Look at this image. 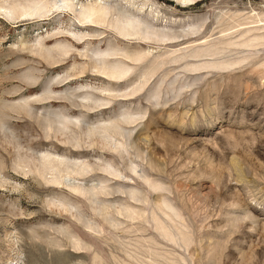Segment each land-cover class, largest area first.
<instances>
[{
    "label": "rangeland",
    "instance_id": "obj_1",
    "mask_svg": "<svg viewBox=\"0 0 264 264\" xmlns=\"http://www.w3.org/2000/svg\"><path fill=\"white\" fill-rule=\"evenodd\" d=\"M26 1L0 0V264H264V0H144L157 29L201 26L168 43L16 23ZM87 127L119 145L65 142Z\"/></svg>",
    "mask_w": 264,
    "mask_h": 264
},
{
    "label": "bare ground",
    "instance_id": "obj_2",
    "mask_svg": "<svg viewBox=\"0 0 264 264\" xmlns=\"http://www.w3.org/2000/svg\"><path fill=\"white\" fill-rule=\"evenodd\" d=\"M82 1L84 0H27L25 3H22L20 7L17 6L19 8H22L23 11L21 14L14 17V19L17 20L16 23H19L20 21L22 22V25H25L26 24L25 22L30 21V20L33 23H41V21L46 20L49 16H52L55 14H58V15L66 14L68 16L73 15L74 18L78 21V26L80 27L87 28V27H90V24L97 25L101 23L106 24V22H108L109 26L116 29L119 32V34H122L130 38L137 37L144 41L152 40L157 43L175 42L176 40L178 41V39H181V38L184 39V38L190 37L193 34L198 33V29L201 27L199 26L198 29L195 28L191 32H187V30L186 31L184 30L181 32L179 30H177L178 32H176L175 30L174 32H170V31H166L165 27L163 29H157L156 25H154L148 19L146 20L144 18H141L139 15V13H143L144 10L143 8L137 9L136 6L138 7L145 6L147 2L144 0L141 1L142 4L140 3V0H121L120 2L116 1V3H108V4L105 3L101 5L98 4V5H93V6H86L80 9V7H82V3H81ZM183 1L185 2V5L188 4V6H190L192 4L197 5L199 1L201 0H183ZM13 6L14 5L11 4L9 5V8H8L5 5H0V18H1L2 12H8L11 8H13ZM132 6L134 7L133 9H132ZM135 8L139 12L138 14L136 13ZM94 17H96L97 19L94 20L93 19ZM107 19H109L110 21H108ZM154 23H156V21ZM186 29L188 28L186 27ZM121 77H122V74H119L113 77V79L118 80ZM64 80L65 79L61 80L60 82H64ZM84 100L90 101L92 99L91 97H85ZM92 102L93 103L90 104L89 106H84L83 104L78 105V106L85 108L88 111L96 110L98 108L105 106L101 104L100 103L101 101L97 99L93 100ZM66 119L68 118H66L65 116L61 117L60 119L59 118L58 119L47 118V121H48L47 127H49V129L51 130L59 132L60 130H58V128L54 126L55 125L59 126L61 124V125H64L65 130H68L69 127H67L65 124ZM123 131L124 130L122 128L117 129L119 137L125 138L126 133L124 134ZM65 142L75 147L78 145H81L82 143H85L88 145V148H91V147L101 148V149L107 148V150H112L114 148L113 146L119 145V142L114 143L113 141H111L110 136H106L105 138L99 139L97 131L93 127L83 128L81 132L79 133L75 132V134L71 135V137L67 135ZM127 142L128 140H126V143ZM141 143L144 144V142H141ZM31 158L33 159V155ZM36 158L39 163H42V160L40 158L38 157ZM35 160L36 159L32 160L33 164L36 167H38V165L35 163ZM128 160L130 161V159ZM66 162L67 163L63 165L64 166L63 170L70 172L74 175L86 176L92 171L93 172L94 171L107 172L106 165H104L103 163H95V162L92 163L93 161H91L88 164L86 163L78 164L77 162L75 163L73 160L69 158L67 159ZM41 165L42 164H40L39 166ZM100 191L105 195H111L114 193L124 192L121 189L114 190V192H110V191H107V188L100 189L99 192Z\"/></svg>",
    "mask_w": 264,
    "mask_h": 264
}]
</instances>
